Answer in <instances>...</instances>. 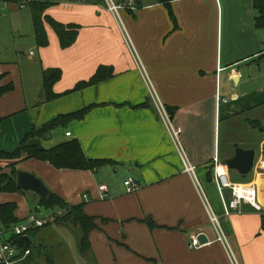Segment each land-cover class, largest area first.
Wrapping results in <instances>:
<instances>
[{"label": "crops", "instance_id": "1", "mask_svg": "<svg viewBox=\"0 0 264 264\" xmlns=\"http://www.w3.org/2000/svg\"><path fill=\"white\" fill-rule=\"evenodd\" d=\"M29 1L48 3L45 15L78 26V36L63 48L46 23L49 45L39 48L33 30L30 60L39 57L33 64L39 70L33 69L30 80L35 89L23 81L17 61L0 62V86H14L0 97V150L13 153L33 130L90 108L84 119L29 143L51 149L78 140L88 159L111 161L94 170L56 169L35 159L16 166L43 180L68 205L84 204L85 214L95 219L90 249L83 254L81 229L55 223L65 211L46 210L44 218H55L45 227H54L70 264H264V131L254 126L264 121V30L255 25L253 0H174L170 7L135 0L136 10L124 12V23L137 54L104 0ZM101 66L112 67L114 77L67 94ZM48 69L62 72L52 89L58 97L51 100L43 83ZM152 93L165 106L173 129L180 130V143L157 114ZM235 143L256 152L246 179L223 164L235 156ZM181 151L198 181L185 172ZM216 159L232 184L255 187L261 210L244 203L226 213L232 190H220ZM11 164L0 159V174L8 173ZM129 179L140 184L133 193L124 185ZM101 186L108 187L106 198ZM40 199L30 191L0 193V205L17 204L20 222L38 215L34 209H44ZM210 211L219 218L228 245L217 241ZM42 229L29 236L34 240ZM62 231L71 234L78 260ZM200 235L208 243L190 248L192 236ZM22 248L31 254L16 264H38L31 247Z\"/></svg>", "mask_w": 264, "mask_h": 264}, {"label": "trees", "instance_id": "2", "mask_svg": "<svg viewBox=\"0 0 264 264\" xmlns=\"http://www.w3.org/2000/svg\"><path fill=\"white\" fill-rule=\"evenodd\" d=\"M174 0H158L159 3L170 7ZM1 3L14 4L20 7L27 6L30 9L33 23L34 35L36 43L39 48L47 47L49 40L45 24H49L55 33L57 34L61 46L68 48L73 45L78 36V26L76 25H64L53 18L46 16L45 12L49 7L48 3L29 1V0H0ZM254 8L256 10L255 25L258 29L264 30V0H253ZM173 19L174 15L172 14ZM62 72L59 69H48L43 73L44 90L49 100L58 97V95L52 92L53 86L60 80ZM2 76H0L1 78ZM114 77V69L112 67L101 66L96 71L95 75L88 81L80 82L76 87L68 92L72 93L75 91L83 90L85 88L95 86L106 80ZM14 86L10 83L7 86H0V97L4 94L13 91ZM90 108H86L80 112L60 116L52 122L44 125L39 130H33V132L25 137L23 142L19 145L17 150L13 153H5L0 150V159H18L20 161L35 159L43 162L50 163L56 169H71V170H94L100 166L110 164L108 160H92L88 159L82 146L78 140L68 141L58 145L51 149L41 148L38 145H32L29 142L32 139H45L52 131L56 130L59 126L67 124L71 120H82L88 113ZM256 128H261V123L257 122L254 124ZM26 155L24 157H20ZM22 159V160H21ZM18 164V163H17ZM13 176L7 174H0V193H24L17 186V173L16 164H12ZM41 208L49 211L63 210L65 214L62 217H57L55 223L61 225H74L79 227L83 233V237L79 241V251L81 253H87L90 249L89 245V234L96 229L95 219L89 217L84 212V204L70 206L63 201L59 196L51 193L48 199H40L39 203ZM18 209L17 204L10 203L0 205V224L5 228L10 229L20 223L16 217V211ZM151 227H155L151 219L148 220ZM47 226V225H45ZM44 226V227H45ZM42 227V228H44ZM32 230L30 234L39 231L40 229ZM27 249V248H25Z\"/></svg>", "mask_w": 264, "mask_h": 264}, {"label": "built area", "instance_id": "3", "mask_svg": "<svg viewBox=\"0 0 264 264\" xmlns=\"http://www.w3.org/2000/svg\"><path fill=\"white\" fill-rule=\"evenodd\" d=\"M106 4L107 11L115 18L117 23L119 24L124 36L127 40V44L130 45L133 49V52L137 54L133 42L126 30L125 23H124V12L130 10H136L135 0H104ZM152 98L154 99L155 106L161 115V118L165 122L167 128L173 135V138L179 142V135L180 130H175L172 127L170 116L167 113L165 106L162 104L161 100L156 97V94H151ZM226 102V100H225ZM67 137H71L72 133L67 132ZM181 157L184 162L185 172L190 174L192 177L198 181L195 167L189 162L186 154L182 153ZM217 163L214 172H215V179L219 185L220 190L224 188H230L232 190V199L225 205L226 213L229 214L230 210L239 209L244 203L251 204L257 210H261V206L257 200V191L255 187L252 186H242L237 184H232L229 180L228 174L226 173V167L219 165L218 159L215 160ZM198 183V182H197ZM125 187L127 188L128 193H133L139 189L140 184L133 179L126 180L124 183ZM99 191L102 194V198H106L108 192L107 186H101ZM209 217L211 223L217 228L219 232V236L217 241L221 242L222 244H227V237L222 232V228L220 225L219 218L215 215L213 211L209 212ZM54 220V218H52ZM50 219V222L53 220ZM49 223L48 218H41L38 215L32 214L25 218L22 222L18 225L14 226L13 228L7 229L3 225L0 224V264H16L18 261L25 260L30 254V249H25L17 244H14V241L17 238L29 235L32 230H36L39 228L44 227ZM203 245L200 244L198 236H192L190 248L196 249L200 248Z\"/></svg>", "mask_w": 264, "mask_h": 264}, {"label": "rangeland", "instance_id": "4", "mask_svg": "<svg viewBox=\"0 0 264 264\" xmlns=\"http://www.w3.org/2000/svg\"><path fill=\"white\" fill-rule=\"evenodd\" d=\"M33 38V26L30 9L0 2V62L17 61L22 72L23 81L26 82V84L29 82L28 85L30 84V80L34 77L33 69L35 68L37 71L39 70L38 65H33L39 62V57H34V63L30 60V57L32 56L30 53L31 51H34L32 50L34 44ZM31 62L32 64H30ZM1 81L2 80L0 79V82ZM30 85L33 87L32 84ZM158 113L159 111L157 110V114ZM258 131L259 130H255V133L258 134ZM234 145L238 144L235 143ZM24 156L26 155H22L20 157L22 158ZM8 161L12 164H16V166L18 165L17 163L20 162L17 158L10 159ZM12 164L6 168L8 173L5 174L9 176H13ZM123 181L124 180H122V184ZM33 211L41 218L47 217V214H49V212L45 209H34ZM49 219H52V217L50 216L48 220ZM53 228V226L43 228L39 235L34 238L35 243L31 248L33 253L32 258L34 261L38 262V264L46 262L47 264H70L71 262L69 260L67 247L60 244L61 240L53 232ZM62 232L61 234L66 241L69 251L72 253L73 259L78 260L72 249L74 240L71 234L66 233V231ZM81 237H83V233ZM41 240L44 241V244L40 243Z\"/></svg>", "mask_w": 264, "mask_h": 264}, {"label": "water", "instance_id": "5", "mask_svg": "<svg viewBox=\"0 0 264 264\" xmlns=\"http://www.w3.org/2000/svg\"><path fill=\"white\" fill-rule=\"evenodd\" d=\"M260 131H264V121L261 122ZM255 158L256 152L254 150H245L240 146L235 145V156L231 159L225 160L224 165L229 170L238 171L243 178H247V176L253 171L255 166ZM17 186L22 191H30L37 195H39L42 199H48L51 195L50 189L46 186V184L38 178L37 176L19 170L17 173ZM201 245L207 244L208 240L204 235H200L198 237ZM35 241L29 235L17 238L14 241V244H17L20 247H33Z\"/></svg>", "mask_w": 264, "mask_h": 264}]
</instances>
